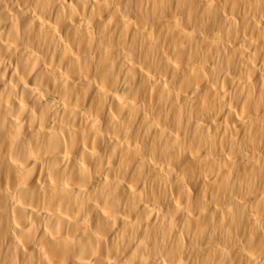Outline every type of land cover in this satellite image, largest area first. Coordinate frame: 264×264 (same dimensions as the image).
Listing matches in <instances>:
<instances>
[{
    "label": "bare ground",
    "instance_id": "1",
    "mask_svg": "<svg viewBox=\"0 0 264 264\" xmlns=\"http://www.w3.org/2000/svg\"><path fill=\"white\" fill-rule=\"evenodd\" d=\"M0 264H264V0H0Z\"/></svg>",
    "mask_w": 264,
    "mask_h": 264
}]
</instances>
